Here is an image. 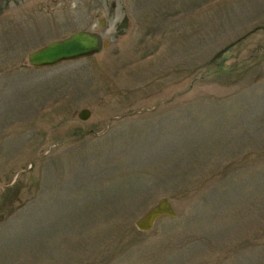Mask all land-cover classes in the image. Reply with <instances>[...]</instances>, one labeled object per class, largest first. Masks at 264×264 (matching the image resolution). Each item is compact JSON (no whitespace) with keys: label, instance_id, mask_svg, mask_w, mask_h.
<instances>
[{"label":"rangeland","instance_id":"374dc122","mask_svg":"<svg viewBox=\"0 0 264 264\" xmlns=\"http://www.w3.org/2000/svg\"><path fill=\"white\" fill-rule=\"evenodd\" d=\"M0 213V264H264V0H0Z\"/></svg>","mask_w":264,"mask_h":264},{"label":"water","instance_id":"95a60500","mask_svg":"<svg viewBox=\"0 0 264 264\" xmlns=\"http://www.w3.org/2000/svg\"><path fill=\"white\" fill-rule=\"evenodd\" d=\"M100 25L103 24L101 20ZM108 46L102 34L91 30H78L68 36L47 42L39 48L30 51L27 55V64L33 67H45L58 64L63 61L75 60L99 53ZM90 115L88 109H82L78 117L86 120ZM176 212L171 202L166 197H161L155 204L149 206L138 217L134 225L139 231H149L155 222L161 217H175ZM4 214L0 213V221Z\"/></svg>","mask_w":264,"mask_h":264}]
</instances>
